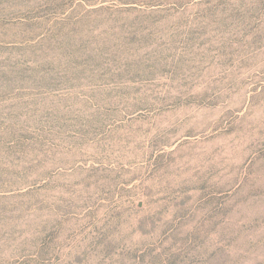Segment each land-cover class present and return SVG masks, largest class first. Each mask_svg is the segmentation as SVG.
Instances as JSON below:
<instances>
[{"label":"rangeland","instance_id":"1","mask_svg":"<svg viewBox=\"0 0 264 264\" xmlns=\"http://www.w3.org/2000/svg\"><path fill=\"white\" fill-rule=\"evenodd\" d=\"M0 264H264V0H0Z\"/></svg>","mask_w":264,"mask_h":264}]
</instances>
